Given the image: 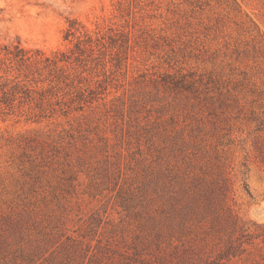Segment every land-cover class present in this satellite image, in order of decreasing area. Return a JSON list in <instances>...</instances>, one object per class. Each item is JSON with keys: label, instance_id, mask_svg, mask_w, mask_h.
<instances>
[{"label": "rangeland", "instance_id": "obj_1", "mask_svg": "<svg viewBox=\"0 0 264 264\" xmlns=\"http://www.w3.org/2000/svg\"><path fill=\"white\" fill-rule=\"evenodd\" d=\"M71 18L102 93L0 118V264H264V0H0V42Z\"/></svg>", "mask_w": 264, "mask_h": 264}, {"label": "trees", "instance_id": "obj_2", "mask_svg": "<svg viewBox=\"0 0 264 264\" xmlns=\"http://www.w3.org/2000/svg\"><path fill=\"white\" fill-rule=\"evenodd\" d=\"M68 22L66 39L74 42L73 48L68 50L48 53L41 48H27L20 40L0 42L1 119L41 121L83 109L99 98L101 83L93 82L85 73L96 49L105 47V43L94 39L76 19H68ZM229 216L233 214L223 219L228 220ZM244 227H240L239 235L234 233L227 238L217 263L249 241L250 227Z\"/></svg>", "mask_w": 264, "mask_h": 264}]
</instances>
